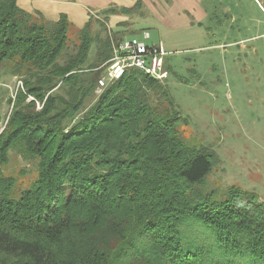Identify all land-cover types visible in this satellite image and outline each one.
Returning <instances> with one entry per match:
<instances>
[{"label": "trees", "instance_id": "obj_1", "mask_svg": "<svg viewBox=\"0 0 264 264\" xmlns=\"http://www.w3.org/2000/svg\"><path fill=\"white\" fill-rule=\"evenodd\" d=\"M110 34L0 0V67L22 82L0 133V264H264V202L205 188L220 159L184 135L169 87L129 69L95 95ZM11 152L35 168L26 186Z\"/></svg>", "mask_w": 264, "mask_h": 264}, {"label": "rangeland", "instance_id": "obj_2", "mask_svg": "<svg viewBox=\"0 0 264 264\" xmlns=\"http://www.w3.org/2000/svg\"><path fill=\"white\" fill-rule=\"evenodd\" d=\"M150 1L151 8L145 11L146 18L152 19L149 23L165 25L173 14L171 4ZM195 2L213 19L204 21L208 34L212 33L206 43L193 36L196 29L189 38V31L182 26L164 27L161 35L152 29L151 42H158V37L163 41L164 36L170 41L167 51H171L169 69L173 73L163 85L169 87L179 111L189 122L182 128L184 135L193 145L215 150L220 159L205 188L223 190L235 185L254 192L264 202V0ZM184 14L194 18L191 11ZM199 30L207 37L205 28ZM199 43L204 49L193 51ZM94 53L93 47L90 61ZM19 81L0 67V133L11 113L12 101L22 88ZM41 108L37 103V110ZM3 169L18 178L20 187L36 176L35 168L15 152H11L10 163Z\"/></svg>", "mask_w": 264, "mask_h": 264}, {"label": "crops", "instance_id": "obj_3", "mask_svg": "<svg viewBox=\"0 0 264 264\" xmlns=\"http://www.w3.org/2000/svg\"><path fill=\"white\" fill-rule=\"evenodd\" d=\"M142 2V7L137 12L131 15H123V14H112L108 15L105 12L111 8H133L137 2ZM166 2L171 4V11L173 14L167 19L165 25L162 24H153L152 19L146 18L145 11L148 8H151L150 0H16L17 5L23 9L24 11L30 13L34 17L42 18L46 22H57L62 15L67 16L68 20L76 27L82 28L85 24H87L90 20H95V23L101 22L102 24H106L109 31L111 32V36L116 37L120 35H126L127 37L132 36H140L142 32L148 31L150 32L151 38L149 42L151 44L160 43L162 44L166 51L169 50L170 41L167 40V37L164 36L163 41L161 37H158V42H151L153 39L152 29L153 27L160 31L164 29V27H176L182 26L189 31V35L194 31L193 36L196 38H201L205 41L207 38L211 37L208 34L207 30L209 27L204 25V21L208 19V21H212L213 19L207 10L204 11L195 0H165ZM212 0H206V2ZM225 1V0H223ZM206 4V3H205ZM175 6V7H174ZM208 9V8H207ZM191 11L192 16L194 18H189L185 16L184 13H189ZM184 14V15H183ZM209 21V22H210ZM220 25V23H218ZM205 28L204 33L206 36H202L199 29ZM199 31V32H198ZM161 35V34H160ZM215 36V34H213ZM198 40V39H197ZM212 44V43H211ZM202 43L197 44L193 51H201L204 47H201ZM216 47H219L218 45ZM168 56L165 59V68L169 73H173V70H170L169 66V57L171 51H167Z\"/></svg>", "mask_w": 264, "mask_h": 264}, {"label": "built area", "instance_id": "obj_4", "mask_svg": "<svg viewBox=\"0 0 264 264\" xmlns=\"http://www.w3.org/2000/svg\"><path fill=\"white\" fill-rule=\"evenodd\" d=\"M150 32L144 31L140 36H120L112 38V57L103 66L104 73L98 81L97 94L112 82L121 79L127 70L135 69L150 76L161 84L168 80L165 69L168 52L162 44H151ZM22 87V82L19 81Z\"/></svg>", "mask_w": 264, "mask_h": 264}]
</instances>
